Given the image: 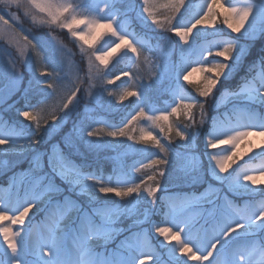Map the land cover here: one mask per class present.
<instances>
[{
	"label": "snow or ice",
	"instance_id": "6c2138e0",
	"mask_svg": "<svg viewBox=\"0 0 264 264\" xmlns=\"http://www.w3.org/2000/svg\"><path fill=\"white\" fill-rule=\"evenodd\" d=\"M0 5L8 10V15L0 11V37H19L23 41L22 45L17 41L20 62L31 74L25 105L17 110L30 123L0 119V153L23 156L30 152L29 175L38 173L23 193L14 177L6 187L0 184V264H188L191 260L197 264H264V188L249 187L257 185L256 173L264 176V140L259 151L249 158H259V167L241 166L229 172L238 159L253 151L250 138H264V55L249 65L252 74L241 77L235 89H224L229 93L226 111L210 121L205 118L204 102L187 94L181 83L201 74L203 85L195 91L199 97L207 98L218 83L231 80L256 41L264 40V0H199L195 7L191 0H0ZM13 8L16 13H12ZM21 9L25 17L32 15L34 22L37 18L33 10L42 14L39 23L49 29L67 30L70 37L83 41L78 47L87 60L88 87L82 95H78L80 84L84 83L82 77L67 79L68 73L54 58L40 56L41 52L47 53V41L34 42L10 22L9 16L11 21L19 22ZM221 19L236 36L216 27ZM149 21L174 33L180 42L177 49L174 41L163 37L171 46L162 55L161 64L156 65L153 78L160 85L166 83L163 90L173 97L163 109L150 102L151 84H128L138 78L132 69L138 66L144 47L133 24L151 30ZM203 29L215 31L208 33ZM209 34L220 38L201 45L200 40ZM93 41L103 44L95 48ZM84 45L92 51H86ZM29 50L44 67L33 68ZM121 50L120 60L127 64L115 80L121 76L128 79L118 86V92L104 91L109 97L115 96L116 104L135 97V106L116 121L102 117L97 109L108 116L122 109H117L111 100L101 104L92 88L97 79L109 85L115 82L110 73L102 72L100 65L107 67L109 58ZM261 51L264 53V48ZM213 56L223 59L210 60ZM9 63L10 68L0 70V101L5 94L10 97L18 92L24 82V72ZM37 71L39 77L48 79H39ZM29 91L35 92V103L28 97ZM82 101H86L83 111ZM197 108L198 122L194 111ZM180 116L192 121L191 132L170 119ZM69 122L72 126L60 142L44 152L38 150L37 146L49 143ZM97 124L103 127L98 129ZM156 129L159 136L154 134ZM201 135L206 167L205 160L194 151L196 138ZM102 136L111 137L115 144ZM174 138L183 143L170 147ZM125 139L131 143L123 144ZM61 143L70 153L63 151ZM220 145L227 147L212 151ZM117 147L129 150L136 159L128 163L127 153L113 158V172L106 182L96 170L72 159L73 155L83 157L85 153L115 151ZM149 149H157L159 155ZM45 158L48 171L44 170ZM171 164L183 173V178L193 173L202 178L206 174L219 187L208 184L205 188L211 198L204 193L185 194L182 198L165 195L167 189L160 178L166 175L165 166ZM134 172L147 174V181L153 186H145L144 179L137 182ZM57 178L68 186V191L86 196L87 207L63 195L65 189L56 183ZM109 194L119 200L101 199ZM57 196L63 199H55ZM41 204L44 207L38 208ZM33 209L44 213L36 224L32 223L37 214ZM154 216L160 217L159 222L153 220ZM125 218L132 220L129 235L115 249L98 251L91 242L106 241L114 233L125 231L114 227ZM153 233L163 240L153 243Z\"/></svg>",
	"mask_w": 264,
	"mask_h": 264
},
{
	"label": "rangeland",
	"instance_id": "374dc122",
	"mask_svg": "<svg viewBox=\"0 0 264 264\" xmlns=\"http://www.w3.org/2000/svg\"><path fill=\"white\" fill-rule=\"evenodd\" d=\"M161 2H163V0H161ZM233 2H237V0H233ZM191 3L193 5V7H195V5L197 3H199V0H191ZM101 6H103L102 3H101ZM36 14L38 15L39 19L43 18L42 14H40V13H36ZM9 19L11 21L10 16H9ZM121 20H123V17H121ZM11 22L16 25V27H17L18 31L21 33V35H26V30L20 25L19 22H16V21H11ZM148 23L150 25L151 30L141 29L138 25L133 24V27H135V30H136L137 39L143 41L144 47L142 50V55L140 56V59L137 62L138 66L136 68L132 69L133 74L135 76H137L138 78L136 80H133V81H128V84H130V85H139L141 83H143L145 85L151 84V86H152L151 95L152 96L153 95L157 96L160 94H164L166 96V97L162 96L160 99V101H161L160 104H164L165 107H163V108H166L168 106V104H170L172 102L173 97L170 93H167L163 90L167 86L166 83L164 85H160L159 82L155 81L153 78L157 74L156 65L161 64L162 55L165 52H167L169 47L171 46L170 42L165 41L163 39V37H168V38H170V41H174L176 43L177 49L180 47L179 37L175 36L174 33H172V32H167V31H164V30L157 28L156 25L151 24V21H149ZM42 26L48 27L45 24H43ZM81 27H83V26H81ZM199 27L200 26H198V28ZM216 27L222 28L224 30V32L228 33L231 36L237 35L236 33H231V31L223 25L222 19H221V22L216 25ZM60 30L66 32V34L70 38L71 42L74 44V46H75L74 48L71 45H66V43H63L60 40V38L59 39L58 38H49L48 40H46V39L45 40L47 41V44L50 45V49L52 51L53 58L58 62V65L62 67L63 71L65 73H68L67 79L74 80L77 76H80L83 78L84 83L80 84L81 91H80V93H78V95H82L83 90L88 87V84H87V60H86V57L81 53L80 48L78 47V45L83 44V41H77L75 38L70 37L67 30H62V29H60ZM100 31L105 32L107 30L106 29H100ZM203 31L208 32V33H212L215 30L214 29H203ZM219 38L220 37H218V36H213V35L209 34L200 40V44L201 45H208L212 41L219 39ZM108 39H110V38L105 37V40H108ZM17 41L19 42L20 45L23 44V41L19 40V37H16L15 40H13L11 36L0 37V45L3 47L2 49L6 50V51L8 49L10 52V57L0 56L1 57L0 58V65H1L0 70L10 68L9 62H11V64L16 65L17 62L21 61V57H20V54L18 51ZM155 41H156V43H154ZM93 44H94L95 48H99L103 44V41H100L99 43H97L96 41H93ZM84 48L88 52L92 51V49L88 48L87 45H84ZM262 48H264V40L256 41V43L251 48L250 54L244 59L243 62H245V60H247V58L250 62V61L254 60V58L256 56H258V54H260V53L264 54L261 51ZM10 50H12V53ZM29 51L31 53V50H29ZM11 55L12 56L16 55V57H18V59L17 60L13 59L11 57ZM121 55H123V50H121L118 53H114L113 56L109 58V62H108L107 67L100 65L102 72L103 73H109V70H111L118 63H122L123 67H125V65L127 64V61L120 60ZM128 56H132V54L128 53ZM132 59L135 60L136 58L134 56H132ZM209 59L219 61V60H222L223 58L213 56V57H209ZM243 62L240 65L239 69L244 64ZM95 63L98 64L99 62H95ZM25 74L26 73H24V77H25ZM117 74H119V72ZM207 75L211 76L212 74L207 73ZM115 76L111 75V77L114 80H115ZM106 78L107 77H105V79ZM121 79H124L122 81H127L128 78L127 77L122 78V76H121ZM236 81H234V82L232 81L233 84L230 82V80H225V81L218 83L217 87L213 90V93L207 98L199 97L195 91V89L198 86L203 85V76L201 74L196 73L193 75V77L190 78V82L181 81V83L184 85V88L187 90V94H190L197 101L204 102V107H206L204 109V112L206 114L205 116H207V113H208L207 111L209 110V112L211 113V117H213L214 112H216L218 114V113H222V112L226 111L225 104L229 100V93H225L224 89H230L229 86H231V85L234 86L233 89H235L237 84H239V82L236 83ZM77 83H79V81H77ZM114 83L109 85V84L104 83V80L97 79L94 81V87L92 88V92L96 94V96L99 98V101L101 104L111 100L112 103L114 105H116L117 109H122V111H120V112L113 113L112 115L114 117L108 116V114L104 113L102 109H99V108L97 109V111L101 114L102 117L108 118V119L112 118V119L118 121L120 118H122L124 115H126L128 111H131L134 108L135 97H129L128 100L123 102V104H116L115 96L109 97L107 94V91H104V89H107L109 91H113L114 93H115V90L119 91L118 87H116V88L114 87L115 89L113 90ZM121 83L119 84V86L121 85ZM187 85H196V86H194L192 89H188ZM21 91H24L23 84H21L20 90L18 92H16L14 95H11L10 97L7 94L4 95L3 100L0 101V119L12 121L7 117V115L4 112L5 111H8V112L11 111V109L13 108L12 105L15 103V100L21 95ZM103 94L105 95L104 97H103ZM131 98H134V103L132 104L130 109L126 110L127 105H128ZM85 102L86 101L81 102V111H83V104ZM150 102L153 106L163 109L162 107H160L161 105L159 103L154 104V102L151 99V96H150ZM214 106L216 109L215 111L213 110ZM219 109H221V110H219ZM168 110L170 111V108ZM197 112H198V120H196V121L198 122L199 118H200V115H199L200 110H197ZM216 113H215V115H217ZM182 118H184V117L183 116H180L179 118L171 117L170 119L179 128L184 129L187 132H191L193 128L188 129V128L184 127L183 123L180 121ZM210 120L211 119H208V121H210ZM23 125H28V124H23ZM71 126H72L71 122L66 124L63 127V129H61L58 132V134L54 135L51 138L49 143H46L43 146H37L38 150L40 152H44L45 150L50 148L51 144H55V143L60 142L63 133L65 131L69 130L71 128ZM95 127L99 129V128H102L103 125L97 124V125H95ZM206 129H207V124L204 125V130H206ZM154 134L159 136V130L158 129L154 130ZM102 139L107 140V141H112V138L107 137V136H102ZM262 140H264V138H261V137L250 138V143H251L253 151L247 152L245 155L242 156L241 159H238L237 162L232 165V168L229 169V172H231L233 169L239 170V169H241V166L259 167L262 163V161L259 158H257L255 161H250L249 158L251 156H254L259 151V145L262 143ZM163 142L165 144H167V141H163ZM174 142H175V145L172 144V145H170V147L175 148L176 145H180L183 143L178 138H174ZM112 143L115 144V141H112ZM130 143L131 142L127 141L126 139L123 140V144H125V145L130 144ZM204 143H205L204 137L202 135L198 136L196 138V141H195L194 151L196 153H198L202 159L205 160V167H206L207 166V158L203 157V152L205 151ZM16 147L17 148L20 147L19 143L17 144ZM61 147L63 148L62 143H61ZM134 147L139 148L142 146L135 145ZM226 147H227V145H220L217 149H213L212 151H220L221 149L226 148ZM243 149H244V146L241 145V150H243ZM177 150H180V149H177ZM63 151L66 154L70 153V150L67 148H63ZM150 151L157 153V156L159 155L157 149H150ZM124 153H127V162L128 163H132L133 160L136 159V157L129 150H127L123 147H117L115 151H102L99 153H85V155L83 157H81L79 155H73L72 159L74 161H76L77 163L81 164L87 158L88 159H92V158L98 159L101 156H103V158L106 157L111 162V166H112V170H111V174H110V176H111L112 172H113V158H118V156H123ZM0 155L4 156V158H2V160L0 161V184L4 185L6 187L10 181V178L14 177L16 182L21 185V192L23 193V189L25 187L29 186V183H30V180L32 179V177L38 174V173H32L31 175H29L28 170L30 168L29 160L31 158V153L30 152L26 153L23 156H19V155H15V154L4 155L2 153H0ZM74 157L77 159H75ZM5 161L7 163H5ZM245 161H249V163L246 165ZM145 162H147V161H145ZM46 163L47 162H46V158H45V169L44 170L48 171ZM165 171H166V175L164 177L160 178L164 187L167 189V193H165V195H172L175 198H182V197H184L185 194H191V193H196V194L204 193L206 197L211 198V192L205 193L204 192L205 188L208 186V184H213V185H216L217 187H219V185H217V182L206 174H203L202 178L200 176H198V174H196V173H193L192 175H190L186 178H183V173H180L177 171L175 164L165 166ZM133 174L136 176L137 182H139L141 179H144L145 181H147V174L135 173V172ZM226 174L227 173H225V175ZM256 175L258 176L257 185L249 184V187L264 188V176H259L258 173H256ZM110 176H108L106 179H104V181L106 182ZM177 176H180L182 178L181 179H175V177H177ZM207 178L209 180H207ZM56 183L61 184V186L65 189L63 195L70 196V197H72V199L78 201L81 205H84L85 207H87V205L82 204L81 200H80L81 198L87 200L86 196H77L74 192L68 191L67 190L68 186L66 184H62V182L59 180V178H57ZM145 186L151 187L153 185H152L151 181H147ZM97 195H99V193H97ZM110 195H112V194H109L108 196H110ZM160 195H161V193L158 192L157 196H160ZM229 195H231V194H229ZM102 198H103V196L101 197V199ZM55 199L62 200L63 196H57V197H55ZM233 199H236L238 202H241L240 198H238V197H233ZM157 206H158V204H157ZM43 207H44L43 204L38 205V208H43ZM205 207H207V205ZM33 212L37 213L35 216V219L32 221V223L36 224L42 220L44 213L38 212L37 209H33ZM29 215L31 216L32 213H30ZM75 215H76L75 213H72L73 217H75ZM159 219H160V217H155V216L153 217V220H155L156 222H159ZM131 224H132L131 219H127V218L122 219L120 222H118L116 225H114V227L124 229L125 231H123L121 233H114L112 238L109 240H106V241L105 240H93L91 243L96 247V249L98 251H104L105 249L111 251V250L115 249L117 247V245L120 244V242L124 239L125 236L129 235V231H127V230L129 229ZM144 227H148V225H144ZM133 230H136V229H133ZM157 240H163V238L162 237H155V234L153 233V243H155ZM172 243L174 244L175 241H173ZM181 259H186V257H181ZM147 264H150V262H147ZM188 264H197V262L195 260H191V261H188ZM204 264H207V262H204Z\"/></svg>",
	"mask_w": 264,
	"mask_h": 264
},
{
	"label": "trees",
	"instance_id": "16d2710c",
	"mask_svg": "<svg viewBox=\"0 0 264 264\" xmlns=\"http://www.w3.org/2000/svg\"><path fill=\"white\" fill-rule=\"evenodd\" d=\"M0 11H3L5 14L8 15V10L6 8H4L3 5H0ZM11 11H12V13H16L17 12V10L15 8H13ZM33 14L37 18L36 22L33 21L32 15H29V16L25 17L24 14H23V9H21L19 11V13H18L20 25L26 30V35L28 34V36L30 38H32L34 40V42H39L40 40H45V39L48 40L49 38H58V39L60 38V40L63 43H66V45H71V46H73V48L75 47L74 44L71 42L70 38L68 37V35L66 34V32L61 31L60 29L55 28V27H52L51 29H49V27H43L42 26L43 24L39 23V20L40 19H39L38 15L34 11H33ZM13 25L16 28V30L18 31L16 25L14 23H13ZM2 48L3 47L0 45V54L2 53L0 56L10 57L9 50L7 49V51H6V50H3ZM10 51L12 53V50H10ZM45 54H47L48 56H50V57L53 58V54H52V51L50 49V45H48V44H47V53L41 52L40 53V56H44ZM31 55H32L33 68H41V67H44L43 64H39L38 63V59L39 58L36 56L35 53H31ZM261 55H264V54H261V53L258 54V56H256L254 58V60H252L250 62H249V60L247 58V60H245V62H243L244 64L241 66V68L238 69V71H236L235 76L233 77V79L230 80V82L233 84V82L237 80L236 83L237 82L240 83L241 82V77H244L246 74H248V75L250 74L251 70L249 69V65L252 64L253 61L257 60ZM11 57L13 59H15V60L18 59V57H16V55L15 56H12L11 55ZM16 65L20 68V70L22 72L26 73L25 74V77H24V82H23L24 91H21V95L15 100V103L12 105L13 108L11 109V111H9V112L8 111H5L4 113L13 122H17V123L22 122L23 124H28L29 125L30 122L27 121V120H25V119H23L21 116H19L17 110L23 108L24 105H25V99H24L25 89H27L29 87V77H30L31 74L29 72H27V71L24 70L23 65L20 62H17ZM122 68H123V64L122 63H118L111 70H109V73L111 75L115 76L118 72H120V70ZM36 76L39 79H41V80L48 79L46 77H39V72L38 71L36 72ZM122 80H124V79L115 80V83L113 85V90L116 87L119 86V84L122 82ZM41 87H43V85H41ZM187 87H188V89H192L194 86L189 85ZM229 87L232 88V89L234 88V86H232V85L229 86ZM115 92H118V91L115 90ZM104 94H103V97L105 96ZM27 95H28V97L32 98V102L35 103V98H36L35 92L34 91H29L27 93ZM161 96H162L161 94L160 95H157V96H154L153 95V96H151V99H152V101L154 103H159L160 104V102H161L160 101ZM133 103H134V98H131L130 101H129V103H128V105H127V109L126 110L130 109ZM161 106L162 107H165L164 105H161ZM205 108L206 107H204V109ZM197 110H200V109L197 108V109L194 110L195 111V120H198V112H197ZM207 112H208L207 113V116L208 117L205 116V118L208 120V119L211 118V113L209 112V110ZM111 117H114V116L111 115ZM180 121L183 123L184 127L186 125H188V127H187L188 129H191L192 128L191 127L192 121L186 120L184 118H182ZM32 130L33 131L35 130V125H32ZM173 145H175V142L173 143ZM149 151H150V149H149ZM2 158H4V156L0 155V161L2 160ZM75 159H77V158H75ZM81 164L85 165L90 170L92 168H96V170L98 171L96 174H101L104 178H106L110 174V171H111V168H112L111 167L110 160L107 159L106 157L103 158V156H101L98 159H93V158L92 159H88L87 158ZM207 180H209V179L207 178ZM102 199H107V200H112V201H118L119 198L115 197L114 195H110V196H107V197H103ZM80 200H81V202L83 204H86L87 205V200L82 199V198Z\"/></svg>",
	"mask_w": 264,
	"mask_h": 264
}]
</instances>
